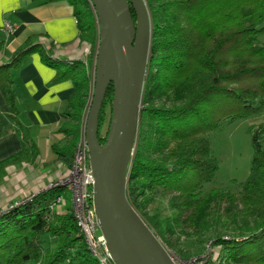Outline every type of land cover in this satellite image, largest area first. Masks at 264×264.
Instances as JSON below:
<instances>
[{
	"label": "trees",
	"instance_id": "16d2710c",
	"mask_svg": "<svg viewBox=\"0 0 264 264\" xmlns=\"http://www.w3.org/2000/svg\"><path fill=\"white\" fill-rule=\"evenodd\" d=\"M46 1H67L74 7L80 40L93 48L87 51L91 63L99 39L92 4L88 0ZM144 2L151 14L152 45L128 199L167 248L180 257L177 228L186 234L188 230L211 234L212 251L206 254V264L216 260L264 264V124L252 135L251 174L239 191H203L219 168L210 135L225 121L264 110V46L257 45V35L264 31L257 26L264 20V0ZM34 41L30 39L0 66V90L10 111L8 129L22 140L17 154L0 161V178L7 176L8 167L34 163L40 155L29 128L20 120L11 73L29 55L39 52L46 64L57 68V80H73L67 120L59 130L66 140L54 147L70 169L82 132L91 85L84 62L56 61ZM113 96L111 84L99 116L101 144L107 140L108 133L102 135V129ZM67 189L43 190L0 212V264H99L78 228L74 207L65 206L62 192ZM160 193L167 199L166 209L174 213L173 222H162L159 214L146 212Z\"/></svg>",
	"mask_w": 264,
	"mask_h": 264
},
{
	"label": "water",
	"instance_id": "95a60500",
	"mask_svg": "<svg viewBox=\"0 0 264 264\" xmlns=\"http://www.w3.org/2000/svg\"><path fill=\"white\" fill-rule=\"evenodd\" d=\"M90 1L99 22V47L85 135L95 178L93 200L99 228L117 264H177L127 196L143 116L142 96L152 45L151 16L144 0ZM111 84V121L107 140L101 144L99 116Z\"/></svg>",
	"mask_w": 264,
	"mask_h": 264
},
{
	"label": "crops",
	"instance_id": "0c3cea01",
	"mask_svg": "<svg viewBox=\"0 0 264 264\" xmlns=\"http://www.w3.org/2000/svg\"><path fill=\"white\" fill-rule=\"evenodd\" d=\"M7 21L13 26L9 34L4 29ZM30 39L41 44L56 61L82 60L85 64L88 61L89 48L80 40L74 7L69 2L0 0V66L8 63ZM11 73L20 120L29 128L30 137L38 146V160L44 164L58 161L54 147L66 140L59 130L67 120L66 111L74 92L73 80H57L58 69L46 64L39 52L29 55ZM9 114V106L0 90V161L22 149L18 133L8 129ZM41 146L45 149L44 157ZM12 167L16 166H10L8 173Z\"/></svg>",
	"mask_w": 264,
	"mask_h": 264
},
{
	"label": "rangeland",
	"instance_id": "374dc122",
	"mask_svg": "<svg viewBox=\"0 0 264 264\" xmlns=\"http://www.w3.org/2000/svg\"><path fill=\"white\" fill-rule=\"evenodd\" d=\"M257 26L259 30L263 29L264 20L260 21ZM257 45L264 46V31L257 35ZM97 47L95 49L94 58H92L93 61L91 63L89 62L90 53H88V61H86L87 65L84 63L85 68L88 71L87 74L90 78V82L94 83L90 85V95L86 112L84 114L85 116L89 114L93 98L95 86V64L98 53ZM90 50H93V48H89V51ZM82 67V69H84V66ZM110 112L111 110L107 113L106 124L102 129V135L108 133V126L111 121ZM261 124H264V110L254 116L237 119L235 121H225L217 131L210 135L212 151L219 160V168L215 178L204 185V193H209L215 188L239 191L240 186L248 180L251 174L254 158L252 135L255 129ZM41 151L42 157L46 156L43 146H41ZM57 159L59 162L51 160L46 164L42 162V164L41 161L38 160L34 163L25 162L14 165L16 167H12L9 173L7 172V176L0 178V212L11 206L13 202L20 203L24 200L31 199L35 194L56 186H65L68 188L65 192H62L63 201L65 206L73 207L72 190L67 184V181L71 176L70 172L72 168L70 169L66 160L62 157ZM62 169L63 172H61ZM60 200L61 197L57 199V201ZM166 206L167 199L160 193L155 202H152L149 205L146 212L151 216L159 214L162 222L166 219L173 222L174 213L171 209H166ZM176 227L177 226H175V228ZM220 229L221 228H219V231H221ZM187 232V234L182 233L180 228H177V236L181 238L178 247L182 249L184 257H180L177 253L168 248L176 263L206 264L207 255L212 251L211 243L209 242L211 234L209 232L195 234L191 230H188ZM98 233L102 234L100 228ZM223 233L228 235L225 230H223ZM215 264H221V262L216 260Z\"/></svg>",
	"mask_w": 264,
	"mask_h": 264
},
{
	"label": "built area",
	"instance_id": "2783aa9c",
	"mask_svg": "<svg viewBox=\"0 0 264 264\" xmlns=\"http://www.w3.org/2000/svg\"><path fill=\"white\" fill-rule=\"evenodd\" d=\"M88 1L91 3L90 0ZM4 29L9 34L13 31V26L7 21ZM87 118L88 115L83 120L81 137L75 147L71 176L67 184L72 190L73 207L78 228L83 234L90 251L99 260V264H117L107 248L104 236L98 233L99 223L93 200L95 178L91 168L90 151L85 135Z\"/></svg>",
	"mask_w": 264,
	"mask_h": 264
},
{
	"label": "bare ground",
	"instance_id": "6f19581e",
	"mask_svg": "<svg viewBox=\"0 0 264 264\" xmlns=\"http://www.w3.org/2000/svg\"><path fill=\"white\" fill-rule=\"evenodd\" d=\"M91 84H94V83H91ZM95 87V86H94ZM10 208H12V206H9L8 208H6L5 210H7V209H10ZM4 211V210H3Z\"/></svg>",
	"mask_w": 264,
	"mask_h": 264
}]
</instances>
